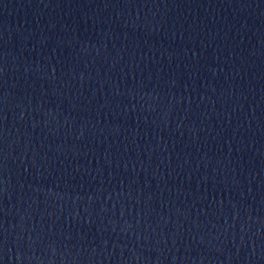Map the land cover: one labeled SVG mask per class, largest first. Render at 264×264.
I'll use <instances>...</instances> for the list:
<instances>
[{"label": "water", "instance_id": "95a60500", "mask_svg": "<svg viewBox=\"0 0 264 264\" xmlns=\"http://www.w3.org/2000/svg\"><path fill=\"white\" fill-rule=\"evenodd\" d=\"M0 264H264V0H0Z\"/></svg>", "mask_w": 264, "mask_h": 264}]
</instances>
